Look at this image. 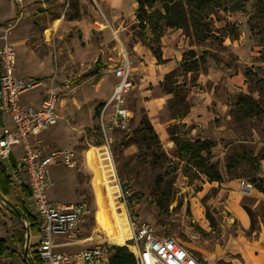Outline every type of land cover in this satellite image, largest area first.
<instances>
[{"label":"rangeland","instance_id":"rangeland-1","mask_svg":"<svg viewBox=\"0 0 264 264\" xmlns=\"http://www.w3.org/2000/svg\"><path fill=\"white\" fill-rule=\"evenodd\" d=\"M105 1L0 0V23L12 24L6 39L15 51L14 74L27 80L66 81L70 87L56 103V122L38 137L51 147L71 148L77 163L71 168L58 159L49 162L51 184L46 195L58 203L87 202L92 215L83 226L81 236L94 234L106 246H125L110 242L94 221L97 207L85 151L99 146L111 163V178L118 189L115 200L123 206L126 217L135 216L158 235L179 239L197 253L201 264H231L230 259L237 256L232 239L256 236L259 228L264 231V197L251 194L252 190L248 195H241L240 204L250 211L252 221V229L250 226L242 229L223 208L226 192L219 191V181L209 177L218 172L222 181L237 179L239 185L240 181L248 182L255 190L258 183L264 186V0H212L209 6L193 14L202 17L198 30L166 26L158 37L137 26L136 0H123L114 21L119 27L115 39L108 27L102 28L107 30L105 34L98 31L102 27L100 23L112 26ZM207 11L211 12L205 15ZM1 34L4 32L0 29ZM22 37L24 49L17 39ZM139 41L160 51L161 56L171 55L174 59L180 56V60H176L177 65L168 78L163 76L156 83L148 80L149 72L133 69L132 88L125 100L131 113L130 131H107V145L95 110L101 109L118 77L103 68L94 70L91 65L96 53H101L100 57L111 53L117 58L126 53L130 64L138 66L143 59L135 55L133 43ZM189 50H194L196 55L201 50L209 52L205 70L197 73L186 70L191 61ZM30 53L34 60L25 61L24 57ZM210 66L217 71L215 81L199 80V73L206 72ZM176 83H179L178 92H168L167 88L174 89ZM212 86L214 100L227 107L223 115L218 114L213 122L200 126L199 118L189 117L191 112L198 116L200 108L196 107L199 103L196 98L201 92L210 93ZM41 91L40 86L30 88L18 100L35 106L42 97ZM244 94L253 99L249 112L237 105L238 98ZM155 96H161L164 103L149 116L148 103ZM144 118L157 141L152 140L141 123ZM2 119L4 126L11 124L6 113ZM163 122L159 128L157 123ZM219 124L223 128L217 131L215 127ZM171 131L190 141L208 137L216 145L209 154L201 152L204 160L195 155L190 157L171 140ZM125 135L129 138H124ZM19 150L15 148V156ZM8 180L10 195L2 197L0 193V235L5 237L9 253L16 249L19 255L5 254V262L39 264L21 252L26 247V232L27 236L30 234L27 251L31 255L38 237L34 230L30 232L28 221L12 211L13 206L19 208L21 201L22 210L32 217L24 201L29 200V195L23 196V189L27 188ZM61 238L54 237L57 241ZM92 243L56 249L72 251Z\"/></svg>","mask_w":264,"mask_h":264},{"label":"built area","instance_id":"built-area-1","mask_svg":"<svg viewBox=\"0 0 264 264\" xmlns=\"http://www.w3.org/2000/svg\"><path fill=\"white\" fill-rule=\"evenodd\" d=\"M5 22L0 25L4 32L0 35V112L11 117L12 126L0 129V164L14 184H23L29 191L30 208L38 233V242L30 256L39 264H107L104 240L94 234L81 236L83 226L92 215L90 205L85 201L58 203L46 195L51 184L49 162L58 159L71 168L77 163L76 153L71 148L51 147L37 137L39 132L56 122V103L69 91V84L52 78L27 80L15 76V51L6 39L12 24ZM109 60L112 63V73L118 80L98 114L99 130L107 145V131H130L131 113L125 100L127 92L132 88L130 62L126 53H121L120 58ZM36 86L42 87L43 92L39 106L20 103L19 95ZM17 144L22 146L23 153L11 164V148ZM251 190L250 183L240 181L241 195H248ZM126 220L130 233L122 244L134 255L136 264H201L190 247L179 239L158 235L147 223L139 222L135 216L127 215ZM55 236H63L65 240L57 241ZM92 241V244L77 250L56 249L68 244Z\"/></svg>","mask_w":264,"mask_h":264},{"label":"crops","instance_id":"crops-1","mask_svg":"<svg viewBox=\"0 0 264 264\" xmlns=\"http://www.w3.org/2000/svg\"><path fill=\"white\" fill-rule=\"evenodd\" d=\"M123 0H107L105 1V5L106 8L108 9L109 15H110V20L112 23V26L110 27V25H105L104 23H100V25L102 26L101 28L98 29V31L102 30L101 34H105L107 32V30H103L102 28H106L108 27L111 34H112V38L115 39V36H117L119 27L115 26V18L116 16L119 14L120 12V8L122 5ZM136 6H137V0L135 1ZM1 24V23H0ZM148 29L150 30L148 27L145 28V30ZM180 29V28H177ZM144 30V29H143ZM18 42L23 46V37L22 38H17ZM25 48V46H23V49ZM115 47H112V50ZM153 47H151L149 44H146L144 42H134L133 43V50L135 51V55L139 56V59L142 58L143 60L140 61V65L138 66H132L130 64V75L132 78V74H133V69L134 68H138L139 70H144L149 72V76L147 77L149 81H154L155 83L160 81L161 78L163 76H165L168 72H170L177 64H176V60H180V56L177 58L175 57V59L173 57H171V55H162L160 51H157L159 54V57L157 58L154 51H153ZM102 50V49H100ZM101 53H96V57L93 60V63L91 65L92 68H94V70L96 69H105L106 71L110 72L111 75H114L112 73V63L109 60V58H117L111 55V53L105 55L104 57H100ZM25 61L27 60H34V56L32 53H30L28 56H25ZM119 58V57H118ZM98 59V62H96ZM103 60V63H102ZM130 62V61H129ZM206 64V63H205ZM15 69V68H14ZM16 71V69L14 70ZM15 76L17 77H21L19 74H15ZM199 80L203 81V80H211L212 82H214V78H217L218 74L217 71L215 70V68L213 67H209L208 70L204 73H199ZM146 77V76H145ZM24 78V77H22ZM60 82V81H58ZM176 86H179V83H176ZM212 90H213V86L211 87V92H201L196 100L197 102L199 101V103L197 104V108H200L199 112H197L198 116L191 115L189 118L192 119H198L199 118V125L200 126H206L208 124H210V122H213L215 119H217L218 114L223 115V113L225 112L224 108L227 107L226 104H222L218 101H215L214 98L212 97ZM111 92V91H110ZM42 95L43 92L41 91ZM167 93V92H166ZM108 97V96H107ZM106 97V98H107ZM62 98V97H61ZM106 98L103 100L105 101ZM42 97L40 98L39 102L37 105H35L36 107L39 106L40 101H41ZM212 102L215 103V105L212 107ZM164 103V100L161 96H155L152 97V99L150 100V102L148 103V108H149V113L148 115L150 116V114H155L157 111H159L160 106H162V104ZM196 107L193 108V112L194 110H196ZM192 108V107H191ZM5 112H0V129L1 127H3L4 125H6V123H4L3 119H2V115ZM7 114V113H6ZM8 115V114H7ZM9 116V115H8ZM183 116V115H182ZM10 117V116H9ZM175 116H172L171 118L173 119H178V118H174ZM227 120V117H225ZM11 119V117H10ZM165 122L159 124L157 123V125L159 126V128H161V126H163ZM12 126V120H11V124L8 125V127ZM154 128L155 125L153 124ZM223 128L222 124H219L215 127V129L221 130ZM47 129V128H46ZM45 130V129H44ZM44 130H42L41 132H43ZM39 132L37 134L38 135L41 133ZM33 138L30 137V139ZM40 139L43 140V138L40 137ZM198 140H205V139H209L208 137L206 138H196ZM194 139V140H196ZM211 141H213V139H209ZM45 141V139L43 140ZM45 143H47L45 141ZM48 144V143H47ZM216 145V142L213 141V145L210 147V149L212 147H214ZM19 147L20 150L17 153V156H15V148ZM63 148V147H62ZM67 148V147H66ZM209 149V152H210ZM208 152V154H209ZM23 153V149L22 146L20 144L17 145H13L11 148V152L9 155V162L11 164H14L16 162V160L18 159V157ZM215 181H219V191H225L226 195H225V199L223 201V208L225 210H227L232 218H235V220L239 223V225L241 226L242 229L248 228L250 226V219L249 216L247 214V212L244 210V208L242 207V205L240 204V198H241V194L239 193V181L237 179H229V180H215ZM25 186V185H24ZM26 187V186H25ZM27 188V187H26ZM28 190V189H27ZM252 193L254 195H261L264 197V193L258 190H255L252 187ZM1 195V194H0ZM2 197H5L3 195H1ZM26 202L25 207L31 205L30 199L28 200H24ZM24 202V204H25ZM64 203V202H61ZM29 211V213L32 215V210L27 209ZM33 217V215H32ZM33 223L34 222V217H33ZM29 230V229H28ZM31 232V229H30ZM36 236L38 237V233L37 230L34 231ZM25 239H24V245H26L24 251H21L23 256L24 254L26 256H30L29 252L27 251V247H28V241H29V235L27 236V232L25 233ZM0 238H5V237H1ZM62 238L60 239V241H62ZM65 240V238L63 239ZM232 242H234L233 245V252L235 253V255L237 254V256H234L230 259L231 264H264V231L262 230V228L257 231L256 236H251V237H237V240L232 239ZM74 244H68V245H64V246H73ZM14 253H9L10 250H6L4 252V254L0 257V264H6V255H10V256H16L19 255L16 253V249H14ZM6 254V255H5Z\"/></svg>","mask_w":264,"mask_h":264},{"label":"trees","instance_id":"trees-1","mask_svg":"<svg viewBox=\"0 0 264 264\" xmlns=\"http://www.w3.org/2000/svg\"><path fill=\"white\" fill-rule=\"evenodd\" d=\"M212 0H137V9H136V19L137 26L140 29H145L148 27L152 33H155L156 37L160 34L163 27L170 28H181L187 30L193 28L198 30L201 25L202 17L194 16L193 14L198 12L197 10H202L206 6H209ZM189 7H192V11ZM210 10V9H209ZM191 14H187V13ZM211 11L205 12V15L209 14ZM203 24V23H202ZM156 57H159V54L156 49H153ZM190 53V63L186 65L187 71H196L200 72L206 68V57L209 55L207 50H201L198 55H196L194 50H189ZM98 62V59L97 61ZM170 73L165 75V79L170 76ZM167 91L178 92V87L175 86L174 89L167 88ZM253 100L248 95L244 94L238 98L237 105L240 109H246L250 111V101ZM99 114V109L96 108L95 115ZM146 130L151 134L152 140L157 141V137L154 134L151 126L147 119L141 121ZM175 133L171 131V140H173L178 146L179 149L183 150L184 154L191 156H197L200 160H204L205 157L202 156L201 152H209L210 147L213 145V141L209 139L205 140H193L190 141L188 137L181 136L177 137ZM124 138H129L127 135ZM99 143H96L98 145ZM212 169V168H211ZM213 170V169H212ZM209 177L210 180H221V176L218 172H213ZM264 180V178H263ZM258 191L264 193V186L262 183H258L255 186ZM9 180L0 164V193L4 196H9L10 191ZM29 191L23 189V196H28ZM19 208L13 206V213L20 218L26 219L30 226L31 230H36V225L32 221V217L28 215L24 210H22V202H18ZM247 214L250 217V211L245 209ZM252 229V221L250 223ZM107 252V264H136L134 255L128 250L126 246L123 245H108L106 246ZM7 250V241L5 238H0V257ZM197 255V253H195ZM201 262V260L199 259Z\"/></svg>","mask_w":264,"mask_h":264},{"label":"bare ground","instance_id":"bare-ground-1","mask_svg":"<svg viewBox=\"0 0 264 264\" xmlns=\"http://www.w3.org/2000/svg\"><path fill=\"white\" fill-rule=\"evenodd\" d=\"M85 161L92 171V186L97 209L94 218L110 242L122 244L129 237V226L123 206L116 203L117 186L111 178L112 166L98 147L85 151Z\"/></svg>","mask_w":264,"mask_h":264}]
</instances>
